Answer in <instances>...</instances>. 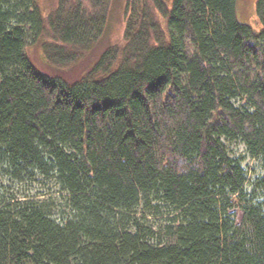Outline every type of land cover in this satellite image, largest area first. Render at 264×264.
Masks as SVG:
<instances>
[{"label":"trees","instance_id":"obj_1","mask_svg":"<svg viewBox=\"0 0 264 264\" xmlns=\"http://www.w3.org/2000/svg\"><path fill=\"white\" fill-rule=\"evenodd\" d=\"M0 0V264H264V0ZM53 183L55 190L19 194ZM249 185L248 186V183ZM242 212L236 222L234 208Z\"/></svg>","mask_w":264,"mask_h":264},{"label":"rangeland","instance_id":"obj_2","mask_svg":"<svg viewBox=\"0 0 264 264\" xmlns=\"http://www.w3.org/2000/svg\"><path fill=\"white\" fill-rule=\"evenodd\" d=\"M57 0H39L41 7L44 10H49L53 5L56 4ZM254 2L255 0H236V11L237 15L241 20L249 22L253 27L258 28L257 17L254 13ZM122 5L123 0H113L111 15H110V24L102 39L96 44L93 50L82 57L78 62L70 65L67 68H56L51 66L45 59L43 51L39 43H33L29 41L26 48V52L35 64V66L51 76L60 77L68 81L77 80L82 73L87 69L91 62L95 61L99 57L103 49L111 42H114L117 38L121 36L123 30V14H122ZM229 152L233 156H240L243 166L246 168L249 181L254 180L255 178L263 175L264 165L262 161L258 158H253L250 153L247 151L246 147L239 141H226ZM248 186L249 182L247 183ZM19 188V194L25 193L26 195H35L40 194L42 190L51 191L55 190L53 183L46 184L41 186L39 183H34L31 185H25ZM234 214L236 222H240L242 217V212L236 202L234 208Z\"/></svg>","mask_w":264,"mask_h":264}]
</instances>
